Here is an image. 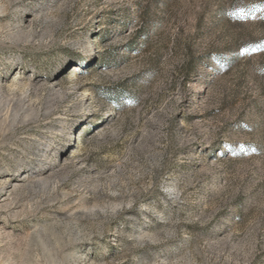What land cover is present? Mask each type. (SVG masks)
<instances>
[{
  "label": "rangeland",
  "instance_id": "1",
  "mask_svg": "<svg viewBox=\"0 0 264 264\" xmlns=\"http://www.w3.org/2000/svg\"><path fill=\"white\" fill-rule=\"evenodd\" d=\"M0 264H264V0H0Z\"/></svg>",
  "mask_w": 264,
  "mask_h": 264
}]
</instances>
